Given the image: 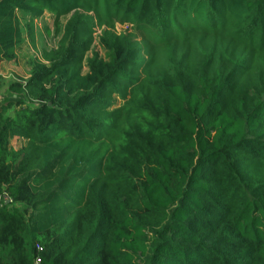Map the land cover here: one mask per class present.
<instances>
[{"label": "trees", "instance_id": "obj_1", "mask_svg": "<svg viewBox=\"0 0 264 264\" xmlns=\"http://www.w3.org/2000/svg\"><path fill=\"white\" fill-rule=\"evenodd\" d=\"M86 2L160 32L171 9L248 34L264 22V0H0V60L16 59L19 13L61 18ZM79 25L72 17L66 39ZM65 43L0 105V264H264V101L226 109L228 84L201 78L195 94L179 73L141 134L110 149L111 121L93 111L131 78V50L108 47L84 75Z\"/></svg>", "mask_w": 264, "mask_h": 264}, {"label": "rangeland", "instance_id": "obj_2", "mask_svg": "<svg viewBox=\"0 0 264 264\" xmlns=\"http://www.w3.org/2000/svg\"><path fill=\"white\" fill-rule=\"evenodd\" d=\"M74 16L82 26L73 38L66 39L67 25ZM18 17L23 41L16 47L15 60H0V105L12 98L13 84L30 78L33 62H44V53L57 51L64 40L66 47L76 46L77 68L84 75L92 60L106 59L108 47L131 50L132 64L126 68L131 78L115 81L114 90L103 96L102 108L93 111L95 117L111 121L108 128L112 131L103 139L110 149L126 135L141 134L145 112L163 107L160 85H172L179 73L195 94L201 78L228 84L222 98L226 109L254 112L264 101V22L260 30L248 34L245 26L231 18L212 27L188 12L175 16L171 9L168 24L160 32L113 6L108 16L102 2H86L84 8L61 18L47 12L41 17L24 13ZM24 143L14 140L12 147L19 149Z\"/></svg>", "mask_w": 264, "mask_h": 264}, {"label": "built area", "instance_id": "obj_3", "mask_svg": "<svg viewBox=\"0 0 264 264\" xmlns=\"http://www.w3.org/2000/svg\"><path fill=\"white\" fill-rule=\"evenodd\" d=\"M6 199H8V198H6ZM11 202L12 201L10 199H8V203H6V204H10ZM37 264H40V260L37 261Z\"/></svg>", "mask_w": 264, "mask_h": 264}]
</instances>
